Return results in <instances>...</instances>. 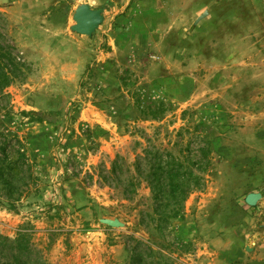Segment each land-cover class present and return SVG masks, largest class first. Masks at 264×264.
I'll return each mask as SVG.
<instances>
[{"label":"rangeland","instance_id":"obj_1","mask_svg":"<svg viewBox=\"0 0 264 264\" xmlns=\"http://www.w3.org/2000/svg\"><path fill=\"white\" fill-rule=\"evenodd\" d=\"M80 1L0 0V61L27 65L0 91V264L258 262L264 0H90L92 36ZM167 154L201 181L164 224Z\"/></svg>","mask_w":264,"mask_h":264},{"label":"trees","instance_id":"obj_2","mask_svg":"<svg viewBox=\"0 0 264 264\" xmlns=\"http://www.w3.org/2000/svg\"><path fill=\"white\" fill-rule=\"evenodd\" d=\"M27 65L19 62L7 54V59L0 61V91L8 87L16 79L26 72ZM35 120H39L38 114L31 112ZM168 160L159 161L155 170L146 171V181L151 182L152 189L157 191L154 195L156 203L155 213L160 223L168 224L172 219L181 218L187 194L191 192V182L198 184L201 179L194 176L192 170L184 168L182 162L171 154H167ZM184 169V170H183Z\"/></svg>","mask_w":264,"mask_h":264},{"label":"water","instance_id":"obj_3","mask_svg":"<svg viewBox=\"0 0 264 264\" xmlns=\"http://www.w3.org/2000/svg\"><path fill=\"white\" fill-rule=\"evenodd\" d=\"M74 24L71 26V31L83 36H92L98 26L104 19L101 9L92 8L86 3L77 5L73 13ZM261 198V194L257 192H250L245 197V202L249 206H255ZM101 222L117 227L120 223L116 220L102 219Z\"/></svg>","mask_w":264,"mask_h":264},{"label":"crops","instance_id":"obj_4","mask_svg":"<svg viewBox=\"0 0 264 264\" xmlns=\"http://www.w3.org/2000/svg\"><path fill=\"white\" fill-rule=\"evenodd\" d=\"M81 3H86L88 5H91L90 0H82V1H80L79 4H81ZM79 4H77V5H79ZM260 88H262L263 89L262 91H264V88L263 87L260 86ZM256 133H257V137L260 138V141L259 142L261 144H264V130H256ZM261 167L263 168V166H261ZM260 171L262 173V169ZM259 176L261 177V175H259ZM251 182L254 183V184L264 185V174H262V177L261 178L254 179ZM252 187H255V186H252ZM262 188H264V186H262ZM262 188L261 189H254V188H252L251 191H250V192H257V193H260L261 194V198L259 199V201L261 202L260 203V206H259V209L260 208H264V191H262ZM261 212H264V209H262ZM258 234L260 236L257 237V239L255 241V248H253V249H255V251H256L255 253H258V250H260L259 251L260 252V257H262V258L258 262H251L250 261V262H248V264H264V231L263 232H258ZM245 248L248 250V247L247 246H245ZM248 257L249 256H245V258H244V262L245 263H246V261H248ZM228 259H229V257L227 258V260Z\"/></svg>","mask_w":264,"mask_h":264}]
</instances>
